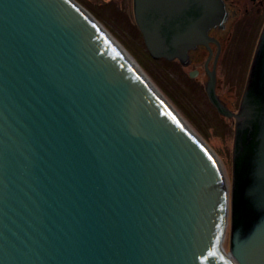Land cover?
<instances>
[{
    "label": "water",
    "instance_id": "95a60500",
    "mask_svg": "<svg viewBox=\"0 0 264 264\" xmlns=\"http://www.w3.org/2000/svg\"><path fill=\"white\" fill-rule=\"evenodd\" d=\"M76 2L0 0V264H264V29L231 112L230 188ZM135 2L155 57L181 56L227 16L222 0ZM189 11L173 31L157 18Z\"/></svg>",
    "mask_w": 264,
    "mask_h": 264
},
{
    "label": "rangeland",
    "instance_id": "374dc122",
    "mask_svg": "<svg viewBox=\"0 0 264 264\" xmlns=\"http://www.w3.org/2000/svg\"><path fill=\"white\" fill-rule=\"evenodd\" d=\"M76 1L137 61L154 87L175 108L194 133L214 151L217 160L225 168L231 188L235 121L221 120L217 108L207 95L204 78L200 81L192 77L189 75L190 68L183 67L178 61H166L151 55L135 20L132 0ZM248 1L251 6L248 14H238L237 17L231 14L221 35L228 45L222 57L223 61H220L221 79L226 82L222 98L230 103L239 97V105L264 26V0H251L254 1L253 5ZM248 1L227 0L231 8H236L237 4L245 6ZM237 58L239 62L234 69L232 61ZM229 233L230 226L225 241L227 249Z\"/></svg>",
    "mask_w": 264,
    "mask_h": 264
},
{
    "label": "flooded vegetation",
    "instance_id": "af4514ba",
    "mask_svg": "<svg viewBox=\"0 0 264 264\" xmlns=\"http://www.w3.org/2000/svg\"><path fill=\"white\" fill-rule=\"evenodd\" d=\"M248 1V0H247ZM251 1V0H250ZM225 4V9L227 11V18L223 25L216 24L211 26L207 33L208 37L203 42H197L192 45H189L185 51L182 53L181 56L176 57L174 59H167L165 57H161L159 59H165L166 61H178L183 67L190 68L189 69V75H191L194 78L200 79V81L205 80V89L207 91V95L210 97V92L215 93L218 98L221 100V102L232 112H236L238 110L239 105V97L237 99H234L230 103L227 102V100H224L222 98V94L224 93L225 87L224 85L226 82L222 81V75H221V63L222 57L227 51V43L222 40L221 35H223L225 31V25L227 24V20L231 14H233L235 17H237L238 14H248L251 6L250 2L248 1L247 5L241 6L240 4H237L236 8L230 7L228 5L227 0H223ZM252 5L254 4V1H251ZM133 5V11L135 15V8H136V2L135 0H132ZM244 10V12H243ZM192 12L189 11L185 14H182L181 16H177L175 18H170L168 15L159 14L157 18L159 20H162L161 26L168 30H176L179 26L185 25V20H187L189 17H191ZM232 15V16H233ZM136 20V19H135ZM171 35L176 36L177 33H171ZM239 59H235L232 61L233 66L232 68L236 69V65L238 64ZM235 65V66H234ZM234 94H237V91L235 90ZM210 99V98H209ZM216 107V106H215ZM217 108V107H216ZM217 111L221 117V120H235L234 117L222 115L218 108Z\"/></svg>",
    "mask_w": 264,
    "mask_h": 264
},
{
    "label": "bare ground",
    "instance_id": "6f19581e",
    "mask_svg": "<svg viewBox=\"0 0 264 264\" xmlns=\"http://www.w3.org/2000/svg\"><path fill=\"white\" fill-rule=\"evenodd\" d=\"M76 4H77V2H76ZM100 26V25H99ZM102 26V25H101ZM102 28V27H101ZM103 29V28H102ZM104 30V29H103ZM105 32H106V30H104ZM107 34H108V32H106ZM110 35V34H109ZM110 37L112 38V36L110 35ZM177 39H179V42H177V43H175V44H179V45H183L182 44V42H183V39L181 38V37H176L175 38V40L177 41ZM118 47H119V49L121 50V52H122V54L134 65V66H136L137 68H139L140 69V71H142L141 70V68H140V66H139V64L137 63V61L126 51V50H124L120 45H118ZM143 72V71H142ZM147 78V77H146ZM148 79V78H147ZM149 80V79H148ZM152 84V83H151ZM152 86L154 87V85L152 84ZM155 88V87H154ZM155 90L160 94V91L157 89V88H155ZM161 95V94H160ZM162 96V95H161ZM164 97V96H163ZM165 98V97H164ZM166 99V98H165ZM167 100V99H166ZM168 101V100H167ZM172 106V105H171ZM172 108H173V110L175 109L173 106H172ZM176 113H178L176 110H174ZM180 116V115H179ZM181 120H182V122L185 124V126H186V128L189 130V132L191 131L193 134H194V131L185 123V121L181 118ZM190 132V133H191ZM191 133V134H192ZM195 135H197V134H195ZM198 138H200L199 140L206 146V148L211 152V154H213L214 155V151L212 150V149H210L208 146H207V144L205 143V141L201 138V137H199V136H197ZM215 156V155H214ZM218 159V158H217ZM218 162H219V160H218ZM219 164H220V167H221V169H222V171H223V174H224V176H225V179H226V181L228 182V184H229V181H228V177H227V173H226V171H225V168H224V166H223V164H221L220 162H219Z\"/></svg>",
    "mask_w": 264,
    "mask_h": 264
}]
</instances>
